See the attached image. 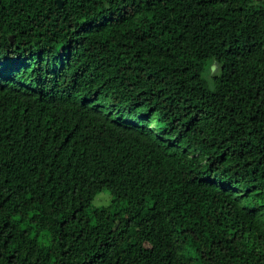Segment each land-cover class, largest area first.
<instances>
[{
    "label": "trees",
    "instance_id": "16d2710c",
    "mask_svg": "<svg viewBox=\"0 0 264 264\" xmlns=\"http://www.w3.org/2000/svg\"><path fill=\"white\" fill-rule=\"evenodd\" d=\"M64 1L0 3V264H264V0Z\"/></svg>",
    "mask_w": 264,
    "mask_h": 264
},
{
    "label": "rangeland",
    "instance_id": "374dc122",
    "mask_svg": "<svg viewBox=\"0 0 264 264\" xmlns=\"http://www.w3.org/2000/svg\"><path fill=\"white\" fill-rule=\"evenodd\" d=\"M138 117H143V116L140 115ZM151 126L155 127L156 126L155 122H152ZM112 198L113 196L110 194V192L104 190L96 195L95 199L93 200V206L108 205L111 202Z\"/></svg>",
    "mask_w": 264,
    "mask_h": 264
},
{
    "label": "water",
    "instance_id": "95a60500",
    "mask_svg": "<svg viewBox=\"0 0 264 264\" xmlns=\"http://www.w3.org/2000/svg\"><path fill=\"white\" fill-rule=\"evenodd\" d=\"M56 1V3L58 4V6L60 7V8H63L64 7V0H55ZM0 3H1V0H0Z\"/></svg>",
    "mask_w": 264,
    "mask_h": 264
}]
</instances>
